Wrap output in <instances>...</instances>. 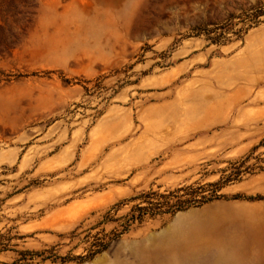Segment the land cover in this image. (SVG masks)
<instances>
[{
    "label": "rangeland",
    "instance_id": "rangeland-1",
    "mask_svg": "<svg viewBox=\"0 0 264 264\" xmlns=\"http://www.w3.org/2000/svg\"><path fill=\"white\" fill-rule=\"evenodd\" d=\"M0 264H264V0H0Z\"/></svg>",
    "mask_w": 264,
    "mask_h": 264
},
{
    "label": "trees",
    "instance_id": "trees-1",
    "mask_svg": "<svg viewBox=\"0 0 264 264\" xmlns=\"http://www.w3.org/2000/svg\"><path fill=\"white\" fill-rule=\"evenodd\" d=\"M196 192V190H194V191H192V193L191 194H193V196L195 195L194 193ZM170 195H172V193L170 194ZM161 196H163V197H168V196H166V195H161ZM203 198L204 199H206V196H203ZM210 198H208V200H209ZM193 200H195L193 197L191 198V199H186V200H184V201H180V203H177V204H172V205H169V208L170 209H172V208H174L175 210L176 209H181L182 207H183V203H187V202H191V201H193ZM202 201H206V200H202Z\"/></svg>",
    "mask_w": 264,
    "mask_h": 264
}]
</instances>
